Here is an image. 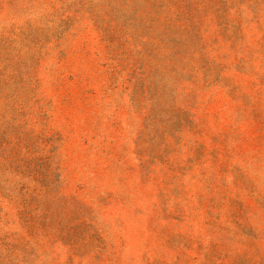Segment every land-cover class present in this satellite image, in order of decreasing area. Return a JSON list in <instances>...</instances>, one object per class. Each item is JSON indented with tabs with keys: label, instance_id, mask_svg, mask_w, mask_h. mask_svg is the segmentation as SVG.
Segmentation results:
<instances>
[{
	"label": "rangeland",
	"instance_id": "rangeland-1",
	"mask_svg": "<svg viewBox=\"0 0 264 264\" xmlns=\"http://www.w3.org/2000/svg\"><path fill=\"white\" fill-rule=\"evenodd\" d=\"M0 264H264V0H0Z\"/></svg>",
	"mask_w": 264,
	"mask_h": 264
}]
</instances>
